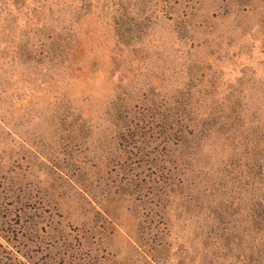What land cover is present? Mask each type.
<instances>
[{
    "label": "rangeland",
    "instance_id": "1",
    "mask_svg": "<svg viewBox=\"0 0 264 264\" xmlns=\"http://www.w3.org/2000/svg\"><path fill=\"white\" fill-rule=\"evenodd\" d=\"M0 264H264V0H0Z\"/></svg>",
    "mask_w": 264,
    "mask_h": 264
}]
</instances>
